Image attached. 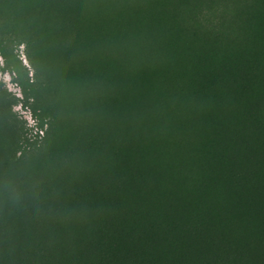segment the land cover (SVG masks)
Instances as JSON below:
<instances>
[{"label": "rangeland", "instance_id": "rangeland-1", "mask_svg": "<svg viewBox=\"0 0 264 264\" xmlns=\"http://www.w3.org/2000/svg\"><path fill=\"white\" fill-rule=\"evenodd\" d=\"M0 264H264V0H0Z\"/></svg>", "mask_w": 264, "mask_h": 264}, {"label": "trees", "instance_id": "trees-1", "mask_svg": "<svg viewBox=\"0 0 264 264\" xmlns=\"http://www.w3.org/2000/svg\"><path fill=\"white\" fill-rule=\"evenodd\" d=\"M13 70H14V72H15L16 74H18V68H17L16 64H13Z\"/></svg>", "mask_w": 264, "mask_h": 264}]
</instances>
